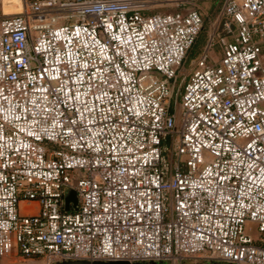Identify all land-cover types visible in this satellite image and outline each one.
<instances>
[{
    "label": "built area",
    "instance_id": "1",
    "mask_svg": "<svg viewBox=\"0 0 264 264\" xmlns=\"http://www.w3.org/2000/svg\"><path fill=\"white\" fill-rule=\"evenodd\" d=\"M186 3L0 15V257L264 264V0H224L188 71Z\"/></svg>",
    "mask_w": 264,
    "mask_h": 264
},
{
    "label": "rangeland",
    "instance_id": "2",
    "mask_svg": "<svg viewBox=\"0 0 264 264\" xmlns=\"http://www.w3.org/2000/svg\"><path fill=\"white\" fill-rule=\"evenodd\" d=\"M29 0H0V15H9L13 13L22 12L25 8L26 2ZM189 3L186 5L197 6L202 11L204 16L203 29L198 35L197 45L190 48L187 53L186 60L183 63V68L188 71L191 66V61L196 57L203 46L206 44L208 38L212 35L215 22L217 21L219 11L224 0H185ZM175 1L162 2L157 8L158 11H170L175 9ZM219 53V46L215 44L209 51V55L212 57H217ZM170 110H174V101H171ZM167 147H170V140L165 142ZM168 156V154H167ZM0 264H42L40 260L37 259H27L22 261L20 257L17 256H3L0 257ZM142 264H171L167 261H157V262H144ZM181 264H232L224 262L215 258L202 257L197 259H187Z\"/></svg>",
    "mask_w": 264,
    "mask_h": 264
},
{
    "label": "water",
    "instance_id": "3",
    "mask_svg": "<svg viewBox=\"0 0 264 264\" xmlns=\"http://www.w3.org/2000/svg\"><path fill=\"white\" fill-rule=\"evenodd\" d=\"M65 205L64 209L65 210H70V208H74L76 205V194L73 190H68L65 194ZM72 204V205H70ZM53 264H130L128 262H123V261H112V262H101V261H94V262H89L85 260H75V261H59L55 262ZM133 264H140V263H133Z\"/></svg>",
    "mask_w": 264,
    "mask_h": 264
},
{
    "label": "trees",
    "instance_id": "4",
    "mask_svg": "<svg viewBox=\"0 0 264 264\" xmlns=\"http://www.w3.org/2000/svg\"><path fill=\"white\" fill-rule=\"evenodd\" d=\"M197 38H198V37H197ZM196 41H197V39H196ZM196 41L194 42V44L192 45V47L195 46V45H197ZM141 264H142V263H141Z\"/></svg>",
    "mask_w": 264,
    "mask_h": 264
}]
</instances>
